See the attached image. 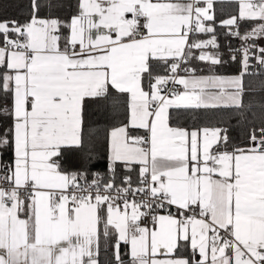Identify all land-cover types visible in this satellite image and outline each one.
Masks as SVG:
<instances>
[{
	"label": "snow or ice",
	"instance_id": "obj_1",
	"mask_svg": "<svg viewBox=\"0 0 264 264\" xmlns=\"http://www.w3.org/2000/svg\"><path fill=\"white\" fill-rule=\"evenodd\" d=\"M46 7L40 17L30 0L25 22L0 20V264H100L101 240L114 241L110 264H264V121L231 148L226 127L170 123V109L251 110L245 76L264 0H239V16L222 22H262L243 35L230 28L243 41L234 76L185 67L224 63L205 24L213 0H76L67 22L51 15L58 4ZM112 90L126 94L127 123L107 136L110 175L90 171V154L64 168L66 152L84 150L86 102Z\"/></svg>",
	"mask_w": 264,
	"mask_h": 264
},
{
	"label": "trees",
	"instance_id": "obj_2",
	"mask_svg": "<svg viewBox=\"0 0 264 264\" xmlns=\"http://www.w3.org/2000/svg\"><path fill=\"white\" fill-rule=\"evenodd\" d=\"M50 0H39L41 4L40 17H47L49 9L46 5ZM59 7L51 10V15L58 17L61 21H69L75 13L76 0H52ZM30 0H0V20L12 21L16 20L20 23L25 22L29 16ZM233 16L238 17V6L235 2L219 1L213 5L212 20L214 35L219 45V53L224 63L216 66H211L208 63L192 59L185 67L194 68L196 71L209 73L216 72L220 74H239L242 70V46L243 41L239 38L229 35L230 28L232 31H239L241 35L252 29L258 21H243L238 20V27L224 26L223 21ZM62 35L67 36L68 30L62 28ZM213 33H195L193 39L211 38ZM264 45V38H263ZM208 53H215L217 49L208 47L204 49ZM252 50V49H250ZM194 56L200 54V50L193 49ZM235 55L236 59L231 57ZM253 58V56L251 57ZM258 62H250L249 73L245 76L246 88H251L252 91H246L243 96L245 106L251 104V110L241 109H210V110H184L171 109L172 119L171 125L181 126L189 130L199 127H226L228 128L229 147L245 146L248 143L250 132L255 128L259 129L262 121H264V66ZM154 73L165 75L166 71L162 66H154ZM183 72V71H182ZM181 72V73H182ZM184 73V72H183ZM144 87L148 88V80L145 79ZM113 98L118 102V107H113ZM127 123V97L126 94H118L112 90V96L105 101L96 103L86 102L84 111V129H85V144L84 150L81 152H66L63 157V166L66 169H75L79 167L81 159L85 154H90L93 159L91 162L90 171L99 172L102 177H108V133L114 127H118ZM7 160L8 157L4 156ZM117 183L119 184L126 170L121 166L117 168ZM137 172L131 173L136 177ZM110 241L107 245L102 241L100 247L99 260L100 264H110L112 258V244ZM126 247L121 246V254H126ZM125 259H127L125 255Z\"/></svg>",
	"mask_w": 264,
	"mask_h": 264
},
{
	"label": "crops",
	"instance_id": "obj_3",
	"mask_svg": "<svg viewBox=\"0 0 264 264\" xmlns=\"http://www.w3.org/2000/svg\"><path fill=\"white\" fill-rule=\"evenodd\" d=\"M219 1H230V2H235L236 4H237V6H238V13H239V0H213V5H214V3L215 2H219ZM200 6H204V4L203 3H201V5ZM210 14L211 15H213V7H212V9L210 10ZM229 19V18H228ZM225 20H227V19H225ZM258 21V20H257ZM260 23H262L261 21H258V22H256V25L254 26V27H256L258 24H260ZM205 24H206V26H211V27H213V23H212V21H205ZM253 27V28H254ZM249 31H251V29L249 30ZM248 31V32H249ZM245 34V33H244ZM208 39H211V38H207L206 40H208ZM200 40H203V39H200ZM62 43H63V41H62ZM254 47L252 48V50H250L251 52H253L255 55H258L259 53H258V49L260 48V47H264V45H263V38H257L256 40H255V42H254ZM205 51V50H204ZM207 52V51H206ZM255 55H253V58H250V59H252L253 61H255V62H257V60L255 59ZM212 74H216V75H221V76H234V75H238V74H220V73H216V72H209V73H203V72H199V71H196V75H200V76H207V75H212ZM181 76H183V75H185V73H181L180 74ZM145 89L147 90V87H145ZM171 110V109H170ZM120 126H122V125H120ZM172 126H174V125H172ZM119 127V126H118ZM181 127V126H180ZM192 130V129H191ZM141 134H142V132H141ZM137 172H138V168H137ZM136 177H133L132 176V181H136V179H137V173H136V175H135ZM175 211L176 210H174L173 211V213H175ZM161 214H163L162 212H161ZM102 241L103 240H101V243H102ZM126 251H127V249H126ZM191 254V249H188L187 251H185L183 248H181L180 250H179V255H182V256H185V257H187V256H189Z\"/></svg>",
	"mask_w": 264,
	"mask_h": 264
},
{
	"label": "built area",
	"instance_id": "obj_4",
	"mask_svg": "<svg viewBox=\"0 0 264 264\" xmlns=\"http://www.w3.org/2000/svg\"><path fill=\"white\" fill-rule=\"evenodd\" d=\"M181 72H182V71H181ZM181 72H180L179 74H181ZM168 87L171 88L172 85L169 84ZM176 87L180 88V86H176ZM180 90H182V88H181ZM122 179H123V178H122ZM0 183H2V182H0ZM136 183H137V179H136V181H133V186H134V187H135ZM130 199H131V197H130ZM121 203H122V202H121ZM174 210H175V208L172 209V211H174ZM145 225H147L148 227H151V221H150V218L145 219V220L142 222V225H141V226H145Z\"/></svg>",
	"mask_w": 264,
	"mask_h": 264
},
{
	"label": "water",
	"instance_id": "obj_5",
	"mask_svg": "<svg viewBox=\"0 0 264 264\" xmlns=\"http://www.w3.org/2000/svg\"><path fill=\"white\" fill-rule=\"evenodd\" d=\"M252 61H253V60H252V59H250V62H251V63H252ZM257 64H258V63H257ZM250 68H251V67H250Z\"/></svg>",
	"mask_w": 264,
	"mask_h": 264
}]
</instances>
